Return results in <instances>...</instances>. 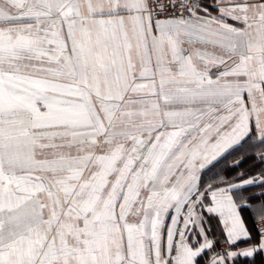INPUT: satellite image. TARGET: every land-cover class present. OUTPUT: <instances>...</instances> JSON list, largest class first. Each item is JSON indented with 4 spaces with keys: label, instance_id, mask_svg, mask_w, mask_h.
Masks as SVG:
<instances>
[{
    "label": "snow or ice",
    "instance_id": "obj_1",
    "mask_svg": "<svg viewBox=\"0 0 264 264\" xmlns=\"http://www.w3.org/2000/svg\"><path fill=\"white\" fill-rule=\"evenodd\" d=\"M258 254L264 0H0V264Z\"/></svg>",
    "mask_w": 264,
    "mask_h": 264
},
{
    "label": "crops",
    "instance_id": "obj_2",
    "mask_svg": "<svg viewBox=\"0 0 264 264\" xmlns=\"http://www.w3.org/2000/svg\"><path fill=\"white\" fill-rule=\"evenodd\" d=\"M252 164L251 161H249L248 164L244 165L245 168H248L250 167ZM254 192H259L261 191V189L259 188H256V189H253ZM245 218H246V222L249 226L250 229L253 230V235L254 237L256 236V232H255V229L253 228V221L251 219V216L250 215H245ZM255 239H253L252 243H255ZM248 245L247 244H240V247L243 248V247H247ZM220 247H223V245H220ZM255 260V264H264V254H258L257 256H255L254 258H240L239 261L237 262V264H249V261L251 260Z\"/></svg>",
    "mask_w": 264,
    "mask_h": 264
}]
</instances>
